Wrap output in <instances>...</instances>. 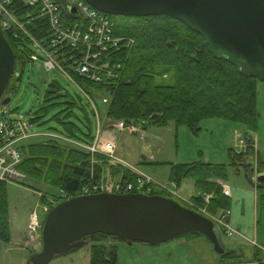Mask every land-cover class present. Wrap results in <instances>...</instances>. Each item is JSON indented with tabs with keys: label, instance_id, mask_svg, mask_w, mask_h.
<instances>
[{
	"label": "trees",
	"instance_id": "1",
	"mask_svg": "<svg viewBox=\"0 0 264 264\" xmlns=\"http://www.w3.org/2000/svg\"><path fill=\"white\" fill-rule=\"evenodd\" d=\"M107 16L116 23V34L134 40V45L116 56L122 64L116 78L107 83L75 79L77 85L91 98L96 110L90 103L87 106L79 105L60 84L52 82L49 85L46 99L55 96L66 100L68 107L64 115L59 113L52 121L62 126L67 136L92 143L95 140L94 125H98V122L102 124L103 116L106 119L103 126L125 121L137 123L144 130L173 124L177 128L186 126L198 135L202 121L220 119L241 125L248 133L258 131V83L264 81L243 73L226 57L213 54L204 37L171 17ZM30 29H33L32 26ZM4 35L15 55L14 75L5 94L12 97L17 91L16 83L20 80L16 79V75L31 62L29 56L32 51L27 44H21L22 40H16L11 32L4 31ZM35 36L41 40L45 34ZM21 45L25 46L24 50L20 48ZM169 73L175 76L174 85L165 86L157 82V77H167ZM103 97L109 98V102L103 103ZM56 106L42 109L31 123L50 115ZM75 109L83 114L88 132L84 133L80 129L81 120ZM88 113H91V117ZM19 148L23 156L20 170L26 174L27 181L43 183L68 195L78 196L85 185L100 182L106 174L112 178L124 174L126 180L134 181L131 172L121 165L110 164L100 155L93 156L82 148L59 140L39 137L23 142ZM230 157L233 167L245 166L246 155H236L231 149ZM260 164L264 167V162ZM169 165L171 182L180 185L186 180L194 181L198 195L192 201L204 207L206 203L203 196L210 194L213 195L207 208L210 213L217 214L219 209L231 208V200L224 196L222 187L215 182L227 179L226 165L202 162ZM27 181L22 184L29 187ZM263 187L258 185V189ZM155 194L174 198L164 191ZM41 198L43 204L48 203L47 196L42 195ZM174 199L189 208L185 202ZM259 202L263 211L264 195ZM201 236L191 232L176 239ZM84 240L93 243L90 264H119L118 246L105 244L108 241L119 243V239L97 234ZM11 241L7 182L0 181V244H10ZM261 253L259 249L255 254L254 260L258 264H264ZM220 257L224 263L225 260L238 259L241 255L225 251Z\"/></svg>",
	"mask_w": 264,
	"mask_h": 264
},
{
	"label": "rangeland",
	"instance_id": "2",
	"mask_svg": "<svg viewBox=\"0 0 264 264\" xmlns=\"http://www.w3.org/2000/svg\"><path fill=\"white\" fill-rule=\"evenodd\" d=\"M28 48L32 52H36L33 46L28 45ZM38 54L40 53L38 52ZM16 79H20L16 83L17 91L7 105L11 112L19 113L25 119L32 121L42 109L57 105L50 115L43 117L38 122L31 123L32 131L36 133L56 132L66 135L62 126L52 121V118L57 114L62 113L64 115V111L68 107L65 104L66 100L55 96L46 99V92L52 82L60 84L79 105L87 106L90 103L77 85L69 81L59 71L47 70L41 61L28 62L23 72L16 75ZM157 82L165 86H171L175 83V76L172 73H169L167 77L159 76ZM257 110L260 115L257 132L248 133V130L243 126L220 119L202 121L200 124L201 131L198 135L186 126L177 128L173 124L167 127H149L147 130H143V136L116 131L117 156L119 155L118 157L152 178L159 186L169 187L170 191L175 192L186 202H190L193 197L198 195L194 181L186 180L180 185L171 182L169 164L202 162L226 165L227 179L223 183L232 192L241 191V209L243 208L244 214L250 215L252 213L250 211L252 197L255 196L256 198L258 196L260 199L264 195V187L257 188L259 183L257 175L259 172L264 173V167L260 164V162H264V82L258 83ZM75 113L81 120L79 123L80 129L84 133L88 132L83 114L78 109H75ZM88 115L91 117V113H88ZM104 120L106 119L103 116L100 125L102 134L105 130L103 127ZM97 131L98 125L96 123L93 129L95 136ZM236 131L249 134L256 142V151L251 155L253 156L252 167L240 165L237 168L231 165L230 150L236 146ZM146 147L147 161L143 159L146 156L144 154ZM142 162L147 163L143 164ZM259 166L261 167L258 168ZM27 185L29 187L20 183L7 182L12 241L10 244H0V264H33L31 262L32 256L42 250V236L34 237L27 232V226L34 212L38 214L43 222L48 215L45 214L43 209L42 195L53 198L56 203L66 200L69 196L72 198V195L43 183H35L29 180ZM258 203L260 224L257 227V224L255 225L253 222L254 216L252 219L250 216L248 220L249 227H251L250 232L242 227L240 230L245 237L244 239L236 235L227 236L219 225L215 226V232L222 247L227 250L240 249L244 255V258L225 260L226 262L223 264H243L240 263L243 259L246 261L252 260L254 246H251L248 240L254 241L258 247L264 245V210L261 211L260 202ZM203 208H206L204 210L209 212L206 204ZM222 211L223 209H219L218 213ZM105 244L107 246H118L119 264H154L162 260L165 261L167 256L171 254L175 255L181 261V264H213L220 261L219 254L216 253L213 244L203 236L194 239H173L158 246L144 243H135L129 246L127 243H118L117 241H108ZM92 245V242H87L81 248L56 256L49 264H90Z\"/></svg>",
	"mask_w": 264,
	"mask_h": 264
},
{
	"label": "water",
	"instance_id": "3",
	"mask_svg": "<svg viewBox=\"0 0 264 264\" xmlns=\"http://www.w3.org/2000/svg\"><path fill=\"white\" fill-rule=\"evenodd\" d=\"M84 1L113 16L171 17L204 37L213 54L226 57L243 73L264 81V0ZM14 71V51L0 25V106L11 102V97L2 99ZM257 178L264 185V173ZM191 232L206 237L219 255L225 253L213 221L174 199L143 193L80 195L48 213L42 250L31 262L49 264L97 234L115 237L129 246H158Z\"/></svg>",
	"mask_w": 264,
	"mask_h": 264
},
{
	"label": "built area",
	"instance_id": "4",
	"mask_svg": "<svg viewBox=\"0 0 264 264\" xmlns=\"http://www.w3.org/2000/svg\"><path fill=\"white\" fill-rule=\"evenodd\" d=\"M73 9L76 10L75 13ZM0 24L3 31H9L16 40H22L21 44L25 43L35 48L37 53L32 52L29 56L31 62L41 61L47 70L59 71L75 85H77L76 78L94 83H107L116 78L122 68L116 56L134 45V40L116 34V23L111 18L94 9L84 0H0ZM31 26L33 31L30 29ZM35 34H45V36L40 40ZM24 47L20 46L23 50ZM79 89L96 110L91 98L80 87ZM102 101L108 103L109 98L103 97ZM109 128L115 132L144 135L141 125L125 121L110 125L103 134L98 125L95 140L89 144L60 133L40 134L32 131L31 121L25 119L23 115L11 112L7 106L1 105L0 181L15 183L26 181V174L20 170L23 156L19 146L32 139L47 137L82 148L93 156L100 155L110 164L121 165L129 170L134 177V181H128L124 174L117 178H112L110 174L103 175L100 182L85 185L80 192L81 195L100 193L152 195L156 191H164L180 198L175 192L170 191L169 187L159 186L152 178L118 157L116 139L107 136L110 133ZM235 141L236 155L248 156L256 151V142L249 134L236 131ZM219 184L222 186L224 196L232 197L231 189L225 183ZM212 197V195L204 197L207 206ZM55 203L53 198L49 199V204L43 206L44 211L48 212ZM188 204L205 214L214 225H219L225 235L244 237L228 222L231 210L226 209L214 215L206 212L204 210L206 208L191 202ZM42 228V222L34 212L27 226V232L34 237L41 236ZM250 243L256 246L254 241Z\"/></svg>",
	"mask_w": 264,
	"mask_h": 264
},
{
	"label": "crops",
	"instance_id": "5",
	"mask_svg": "<svg viewBox=\"0 0 264 264\" xmlns=\"http://www.w3.org/2000/svg\"><path fill=\"white\" fill-rule=\"evenodd\" d=\"M106 123V120H104V123L103 124H105ZM115 133L116 132H113V131H110V133H108L107 134V136H108V138H113V139H116V136H115ZM117 149H118V147H117ZM146 150H147V147L145 148V155L146 156H144V160L145 161H147V156H148V154H146ZM119 156V155H118ZM252 157L253 156H250L248 159H247V165H248V167H252ZM257 188H258V186H257ZM232 195H233V197H231V198H228L229 200H231L232 201V206H231V208H229V210H231V216L229 217V219H228V222L234 227V228H236V229H238L239 231L241 230V227L243 228V229H245L246 228V231L247 232H250V230H251V227H249V222H248V220H249V218H250V216H251V219L253 218V216H254V219H253V222L255 223V225L257 224V227H258V225L260 224V218H259V216H258V212H259V210H258V205H259V198H258V196H256V198H255V196H253L252 197V205H251V208H250V211L252 212L250 215H248V214H244L243 213V208L241 209V203H242V200H241V191H238V190H236V191H233L232 192ZM224 210V209H223ZM226 210V209H225ZM217 214H220V213H217ZM252 222V223H253ZM236 236H238V237H240V238H243L244 239V237H242V236H239V235H236ZM252 246V245H251ZM262 247H264V245H262ZM38 248H40V247H38ZM224 248V247H223ZM224 250L225 251H227V252H231V251H233V252H236V253H238L239 255H241V257H243L244 258V255H243V253H242V251L240 250V249H236V250H227V249H225L224 248ZM259 251V249L257 248V247H254V250H253V253H252V260H250V261H246L245 259H243V260H241V262L240 263H243V264H258V262H257V260L255 261L254 260V258H255V254L257 253ZM263 252V251H262ZM221 255H219V257H220ZM264 258V252L263 253H261V255H260V258ZM164 259V258H163ZM169 259V260H168ZM150 262V261H149ZM154 264H181V261L178 259V258H176V256L175 255H170V256H167V259H165V261L164 260H162V261H160V262H155ZM213 264H223L222 263V259H221V257H220V261L219 262H215V263H213Z\"/></svg>",
	"mask_w": 264,
	"mask_h": 264
},
{
	"label": "flooded vegetation",
	"instance_id": "6",
	"mask_svg": "<svg viewBox=\"0 0 264 264\" xmlns=\"http://www.w3.org/2000/svg\"><path fill=\"white\" fill-rule=\"evenodd\" d=\"M168 254V253H167ZM169 256V255H168Z\"/></svg>",
	"mask_w": 264,
	"mask_h": 264
}]
</instances>
